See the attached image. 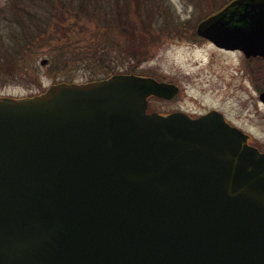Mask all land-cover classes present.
Here are the masks:
<instances>
[{
    "label": "water",
    "instance_id": "water-1",
    "mask_svg": "<svg viewBox=\"0 0 264 264\" xmlns=\"http://www.w3.org/2000/svg\"><path fill=\"white\" fill-rule=\"evenodd\" d=\"M198 33L264 57V0ZM177 93L117 74L0 97V264H264V153L216 112L147 113Z\"/></svg>",
    "mask_w": 264,
    "mask_h": 264
},
{
    "label": "rangeland",
    "instance_id": "rangeland-1",
    "mask_svg": "<svg viewBox=\"0 0 264 264\" xmlns=\"http://www.w3.org/2000/svg\"><path fill=\"white\" fill-rule=\"evenodd\" d=\"M52 1L0 0V97L117 74L152 77L180 88L174 98L153 100L152 111L222 109L264 143L255 90L264 88V61L220 51L197 34L202 20L232 0Z\"/></svg>",
    "mask_w": 264,
    "mask_h": 264
},
{
    "label": "flooded vegetation",
    "instance_id": "flooded-vegetation-1",
    "mask_svg": "<svg viewBox=\"0 0 264 264\" xmlns=\"http://www.w3.org/2000/svg\"><path fill=\"white\" fill-rule=\"evenodd\" d=\"M204 38V37H202ZM205 40H207L210 44H212L215 48H217L218 50L220 51H223V52H231V53H239L243 58H245L244 60H248V61H253V60H262L264 61V57L262 56H257V57H248L244 52L240 51L239 49H233V48H230V47H226L225 45H222V46H219L217 44H214L213 42L209 41L208 39L205 38ZM246 74H247V79L249 78L250 81L253 83V78H254V75L252 72L249 71V69L247 68V71H246ZM253 89H254V86H251ZM179 88V87H178ZM255 90L258 91L257 95H258V98H259V103L260 105L264 108V99H263V95H264V88L262 89V87H258L255 88ZM179 91H180V88H179ZM178 94V93H177ZM176 94V95H177ZM175 95V96H176ZM174 98V96L172 97ZM162 97H157V96H151L149 98V102H148V112H158V111H155V110H151V106H152V101L153 100H161ZM171 99V98H170ZM211 111H216L218 113H220L223 117H224V120L229 123L231 126H234L238 129H240L241 131H243L246 135H247V138H248V144L254 148H257L258 150H260L261 152H264V143H261L259 144L258 142H256L252 136V134L247 131L246 128H244L243 126L239 125L238 123H236L235 121H233L229 115L227 114V112L225 110H222V109H217V108H212L211 110L207 111L206 113H202L200 115H195V114H192V113H187L185 111H182V110H172L170 112H165V113H162V112H159V113H162V114H170V113H177V112H183V113H186L188 114L189 116L193 117V118H196V117H199L201 115H205V114H208L210 113Z\"/></svg>",
    "mask_w": 264,
    "mask_h": 264
},
{
    "label": "trees",
    "instance_id": "trees-1",
    "mask_svg": "<svg viewBox=\"0 0 264 264\" xmlns=\"http://www.w3.org/2000/svg\"><path fill=\"white\" fill-rule=\"evenodd\" d=\"M26 1H32V2H37V3H34V4H38L40 5L39 3H44V2H51V3H54L52 0H25V5H30L28 2ZM38 9V8H37ZM39 10V9H38ZM55 11H57V8L54 9Z\"/></svg>",
    "mask_w": 264,
    "mask_h": 264
}]
</instances>
